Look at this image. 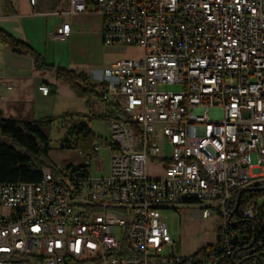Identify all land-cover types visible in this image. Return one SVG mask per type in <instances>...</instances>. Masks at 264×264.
Wrapping results in <instances>:
<instances>
[{
  "label": "built area",
  "instance_id": "built-area-1",
  "mask_svg": "<svg viewBox=\"0 0 264 264\" xmlns=\"http://www.w3.org/2000/svg\"><path fill=\"white\" fill-rule=\"evenodd\" d=\"M88 11L101 18L104 45L142 55L97 78L104 90L92 112H109L110 136L80 165L0 182V264H219L160 253L172 243L160 211L215 214L225 229L232 203L251 190L241 217L264 227V0H68L55 14ZM69 35L62 23L53 38ZM11 89L0 85V101ZM102 148L110 169L95 177ZM242 241L225 230L224 255Z\"/></svg>",
  "mask_w": 264,
  "mask_h": 264
},
{
  "label": "rangeland",
  "instance_id": "rangeland-1",
  "mask_svg": "<svg viewBox=\"0 0 264 264\" xmlns=\"http://www.w3.org/2000/svg\"><path fill=\"white\" fill-rule=\"evenodd\" d=\"M28 3V0H22L21 8H19L20 15L28 12ZM38 5L44 7L41 9H53L54 11L68 9L67 0H38ZM2 11L3 7L0 4V12ZM70 19L71 15H65L64 19H62L60 16L50 13L47 16L38 17L36 24H39L42 31L50 33L63 20L72 28L73 23ZM83 26L79 23L78 30L68 36L66 41L53 42L52 45L54 50L58 51V55L60 57L63 56L64 60H67V65L64 64V67H68L69 65L70 68L67 69L75 72H84L90 76L92 75L91 78L96 85H99L100 82L97 80V77L94 78L93 73L100 75L104 68L116 60L133 59L142 55V49L140 47L126 45L106 46L101 41V37H95L90 32L83 31ZM69 58L72 59L70 64ZM44 73L47 76V81L50 83V91L53 89L49 93L48 98L49 102L51 100L54 110L51 114V118L54 120L49 133L51 140L50 158L57 165L58 170L66 165H80L83 161L80 151L69 150L63 147V139L67 136L68 129L73 126H79L80 124H88L94 135L100 138L95 143L102 145L101 141L108 139L110 136L108 122L107 120L98 119V114L93 113L92 110L90 113L85 107L83 100L76 98L67 85L50 77L49 71H45ZM159 89L163 91H174L177 87L160 86ZM94 102L97 104L100 103L97 100H93ZM3 103H5L4 99L0 101V110H2L0 116L2 118H10L9 114L5 111ZM108 113V111H103L102 115L106 118ZM110 157V153L106 148H102L98 152L90 166L93 176L103 177L108 175ZM250 161L252 164L257 162L255 153L250 155ZM260 166L264 167V162ZM160 219L166 224L172 238V243L160 249V253L162 254L173 253L176 255L190 256L205 246L212 245L216 242L220 221L215 214L202 219L198 216L196 209L161 210ZM113 232L118 233L119 231L117 228H113Z\"/></svg>",
  "mask_w": 264,
  "mask_h": 264
},
{
  "label": "trees",
  "instance_id": "trees-1",
  "mask_svg": "<svg viewBox=\"0 0 264 264\" xmlns=\"http://www.w3.org/2000/svg\"><path fill=\"white\" fill-rule=\"evenodd\" d=\"M2 1L8 8V0ZM0 44L14 54L29 56L36 70L52 71L55 80L67 85L76 98L83 100L89 112L92 110L93 100L102 98L103 85L92 83L87 73L48 64L32 46L2 29H0ZM97 118L106 121L102 114H98ZM53 120L51 117L35 121L6 119L0 116V182L36 183L41 180L43 168H48L54 173L58 172L57 165L49 155L51 143L49 133ZM66 135L63 139V147L78 150L81 154H88L92 145L100 140L90 130L88 124L70 127ZM251 195V190H246L241 194L238 204L236 201L232 203L227 227L218 228L216 242L194 254L217 256L220 260L219 264H252L253 261L264 264V227L245 221L241 217V210ZM259 218L264 220V211L260 213ZM225 230L238 233L243 238L242 243L235 244L229 255H224L223 251Z\"/></svg>",
  "mask_w": 264,
  "mask_h": 264
},
{
  "label": "crops",
  "instance_id": "crops-1",
  "mask_svg": "<svg viewBox=\"0 0 264 264\" xmlns=\"http://www.w3.org/2000/svg\"><path fill=\"white\" fill-rule=\"evenodd\" d=\"M21 2L22 0H8L9 7L6 8L3 1L0 0V4H2L3 7V11L0 12V28L4 29L18 40L32 46L45 58L48 64L65 69L70 68L69 65L68 67H64V64L67 65V60H64L63 56L60 57L58 51L54 50L52 45L53 42H57L53 38L55 29L62 23H68L64 20L59 22L50 33L42 31L39 24H36L38 17H44L50 13L54 15L55 12L61 10L41 9L44 7L38 5V0H35L33 6L28 3V12L20 15L19 8H21ZM58 16L62 19L65 17L61 15ZM70 20L73 23V30L68 24L70 27V35L78 30V24L81 23L84 25L83 31L90 32L92 36L101 37L102 21L98 15L90 12L71 15ZM71 60L72 59L69 58V64ZM44 72L45 71H39L34 68L33 61L29 56L14 54L8 48L0 44V85L12 87L10 91L6 92L7 94H5L4 97L5 103H3V105L5 111L10 116V118L6 119L36 121L51 117L54 110L51 100L49 102L48 99L49 94L44 96L37 89L41 84H45L50 88V83L47 81V76ZM49 72L50 77L54 78V73L52 71ZM93 75L94 78L99 77V74L93 73ZM91 76L90 80L94 83ZM52 91L53 89L51 92ZM0 112L2 113V110H0Z\"/></svg>",
  "mask_w": 264,
  "mask_h": 264
},
{
  "label": "water",
  "instance_id": "water-1",
  "mask_svg": "<svg viewBox=\"0 0 264 264\" xmlns=\"http://www.w3.org/2000/svg\"><path fill=\"white\" fill-rule=\"evenodd\" d=\"M1 113V112H0Z\"/></svg>",
  "mask_w": 264,
  "mask_h": 264
}]
</instances>
